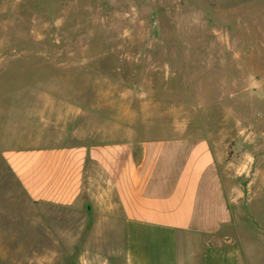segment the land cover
<instances>
[{
	"label": "rangeland",
	"instance_id": "1",
	"mask_svg": "<svg viewBox=\"0 0 264 264\" xmlns=\"http://www.w3.org/2000/svg\"><path fill=\"white\" fill-rule=\"evenodd\" d=\"M205 135L264 264V0H0V264H123L117 222L32 202L8 145Z\"/></svg>",
	"mask_w": 264,
	"mask_h": 264
},
{
	"label": "crops",
	"instance_id": "2",
	"mask_svg": "<svg viewBox=\"0 0 264 264\" xmlns=\"http://www.w3.org/2000/svg\"><path fill=\"white\" fill-rule=\"evenodd\" d=\"M1 155L32 202L117 222L123 264H259L231 233L235 188L205 135L8 145Z\"/></svg>",
	"mask_w": 264,
	"mask_h": 264
}]
</instances>
